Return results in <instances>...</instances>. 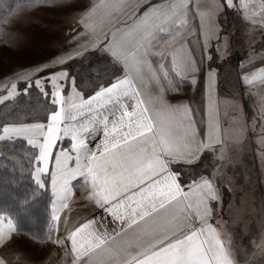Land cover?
<instances>
[{
    "label": "crops",
    "instance_id": "0c3cea01",
    "mask_svg": "<svg viewBox=\"0 0 264 264\" xmlns=\"http://www.w3.org/2000/svg\"><path fill=\"white\" fill-rule=\"evenodd\" d=\"M66 5L45 11L64 42L48 59L14 50L16 72L101 55L120 74L15 124L50 216L42 237L0 218V264H264V0ZM231 156H253V184L204 170Z\"/></svg>",
    "mask_w": 264,
    "mask_h": 264
},
{
    "label": "rangeland",
    "instance_id": "374dc122",
    "mask_svg": "<svg viewBox=\"0 0 264 264\" xmlns=\"http://www.w3.org/2000/svg\"><path fill=\"white\" fill-rule=\"evenodd\" d=\"M63 4L64 7H67V0H0V106L12 101L16 96L22 95V103H25V100L35 103L48 101L50 107L55 108L62 93L66 96L73 90H78L79 93L85 94L86 85L90 84L93 87L99 84L97 81L90 82L86 79L84 81L82 77H90L89 74L92 73L89 72H92V65L102 59L101 55L86 59L81 57L62 68L53 65L52 70L50 66L44 71L40 70L37 74L28 72V70L16 72L19 67L13 59L14 50L24 52L23 59L25 61L29 58L30 52H33L38 59H48L56 52V47L64 42V26L62 28L61 19L45 15L46 8H60ZM15 124L17 123L5 124L9 126L0 127V151L3 141L23 140L31 150L34 149L35 156H40L35 145L26 139L17 138L25 127ZM252 157L231 156L229 165L227 159L218 164L213 157V162L209 161L204 170H209L212 166L220 168L223 163V168L227 171L230 169L233 173L235 181H231L232 184L241 181L251 185L256 180ZM200 168L202 169V167ZM200 168L197 169V173H200ZM189 171L190 169H181L180 173L183 176L185 172ZM238 175L241 176L238 178ZM189 176L193 177V172ZM11 222L9 220L0 222V236L7 232V228L13 224Z\"/></svg>",
    "mask_w": 264,
    "mask_h": 264
},
{
    "label": "trees",
    "instance_id": "16d2710c",
    "mask_svg": "<svg viewBox=\"0 0 264 264\" xmlns=\"http://www.w3.org/2000/svg\"><path fill=\"white\" fill-rule=\"evenodd\" d=\"M89 73H92L89 74L90 77L85 78L84 76L82 80L97 81L99 84L93 87L90 84L86 85L85 95L111 83L120 74V68L109 58L103 56L95 65H92V72ZM89 86L91 89H88ZM22 99V95L16 96L12 101L0 106V127L5 124H19L37 119L45 121L54 109L50 107L48 101L35 103L25 100V103H22ZM35 153L34 149L31 150L23 140L1 143L0 218L11 219L20 230L36 237H42L47 230L51 198L34 177L37 162ZM184 168L183 165L174 166V169L179 172ZM183 176L182 179L187 182L198 177H191L187 172Z\"/></svg>",
    "mask_w": 264,
    "mask_h": 264
}]
</instances>
